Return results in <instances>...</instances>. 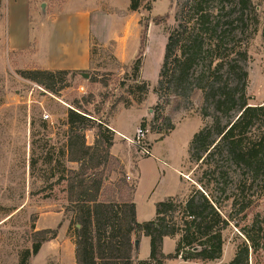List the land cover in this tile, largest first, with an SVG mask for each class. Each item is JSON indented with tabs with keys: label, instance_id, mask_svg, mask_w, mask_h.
<instances>
[{
	"label": "trees",
	"instance_id": "obj_1",
	"mask_svg": "<svg viewBox=\"0 0 264 264\" xmlns=\"http://www.w3.org/2000/svg\"><path fill=\"white\" fill-rule=\"evenodd\" d=\"M213 1L216 0H188L181 6L177 25L168 31L155 89L159 98L167 92L168 101H189L199 92L201 114L211 119L194 134L189 145L190 161L197 168L187 196L157 203L156 217L139 223L133 201L136 185L127 181L123 171L119 185L128 188L125 199L102 200L104 193L112 190L108 187L112 180L107 167L111 160H119L111 154L115 133L78 101L68 110L66 129L55 143L50 137L32 141V175L42 161L46 167L44 179L55 180L40 192L66 186L65 212L75 225L76 264H166L177 259L215 262L223 255L224 231L231 219L243 214L264 194V104L250 103L249 41H244L251 16L256 15L254 0H234L231 4L217 0L219 7L212 10L208 4ZM140 7V0H131L132 11ZM2 9L0 0V18ZM254 26L250 38L257 33ZM145 37L146 28L140 50L146 47ZM138 55L130 66H125L131 69L130 80L140 83L136 87L143 94L139 100L142 102L150 84L141 78L143 57ZM86 72L29 70L23 76L57 96L69 86V78L73 80ZM97 81L95 77L89 80ZM141 126H146L144 120ZM38 128L33 136L47 130V124L39 120ZM170 130L174 127H168ZM87 131H95L93 145L87 143ZM158 133L159 141L169 135ZM73 164L77 167L68 166ZM229 204L232 212L227 215ZM57 234V230L34 232L33 246L24 251L20 264H29L32 255H37L43 244L56 239ZM142 235L150 238L147 260L134 256L135 242ZM167 237L177 240L174 254L163 252ZM229 264H248V249H239Z\"/></svg>",
	"mask_w": 264,
	"mask_h": 264
},
{
	"label": "rangeland",
	"instance_id": "obj_2",
	"mask_svg": "<svg viewBox=\"0 0 264 264\" xmlns=\"http://www.w3.org/2000/svg\"><path fill=\"white\" fill-rule=\"evenodd\" d=\"M117 1L124 3V0ZM140 1L141 7L137 12L128 8L120 11L119 17L127 22L124 40L131 38L132 31L136 29L140 32L141 41L146 28V47L140 50L139 44V55L136 54V57H143L144 81L150 84V91L142 102L139 100L143 94L136 87L140 83L130 80L131 69L128 66L133 61L127 67L120 63L115 57L114 42L104 45L94 40L93 66L86 72L89 79H84L81 74L73 80L69 78V86L57 96L24 78L23 72L32 69L31 47L26 52H20L12 51L9 46L22 49L26 36L24 25L29 21V0H3L0 18V264H20L24 251L33 246V233L43 230H57V238L43 244L40 252L32 255L29 264H76L75 225L71 215L65 212L68 204L64 191L66 186H56L53 192H40L55 180L44 179L43 170L46 167L42 161L33 175L31 171L32 141L50 137L55 143L66 129L68 110L76 101L85 111L107 124L119 108L138 109L143 105L144 110L155 112L153 120L144 119L150 130L146 138L151 149L150 157L142 155L132 144L126 143L117 148L125 153L130 163L131 180L127 181L136 185L139 176L135 196L137 203L152 212V217L154 203L164 200L168 194H175V190L182 187L178 171L187 173L186 184L192 190L197 165L190 161L189 145L193 135L211 123V119H205L201 114L202 97L199 92L189 101L175 98L168 101L167 92H163L161 98L155 93L168 31L177 25V15L188 0ZM233 1L226 0L225 3ZM254 5L256 15L252 14L244 37V41H249L247 93L250 103L264 104V0H254ZM208 6L213 10L219 7V3L216 0ZM30 22L33 31L38 25V17L32 14ZM254 25L257 33L250 38ZM150 26L157 28L152 30L148 49ZM103 32L106 33L105 27ZM91 77L99 82L90 83ZM104 83L108 85L104 86ZM141 114L138 110L122 112L119 116L122 131L132 133L137 130ZM45 115L49 118L45 119ZM39 120L47 124V130L33 136V132L39 131ZM171 126L174 130L168 131ZM158 132L173 133L159 141L161 134ZM90 135L86 133L87 143L92 139ZM68 166L77 167L74 164ZM123 171L125 167L120 160H111L106 173L111 174L112 182L108 187L112 190L105 192L102 200L125 199L128 188L119 185ZM231 212L229 204L226 214ZM224 237L222 257L207 264H229L239 249L246 248L248 264H264V194L243 214L231 219ZM178 264L194 263L181 261Z\"/></svg>",
	"mask_w": 264,
	"mask_h": 264
},
{
	"label": "crops",
	"instance_id": "obj_3",
	"mask_svg": "<svg viewBox=\"0 0 264 264\" xmlns=\"http://www.w3.org/2000/svg\"><path fill=\"white\" fill-rule=\"evenodd\" d=\"M29 4V21L27 25H24L26 36L24 37L22 49L18 50L16 46H9V48L12 51L26 52L31 47L29 51L31 54L32 69L30 70L89 71L93 66L92 49L94 40L104 45L108 42H114L115 57L123 65H129L138 53L140 32L134 29L131 33L132 37L124 40L127 22L126 19L123 20L119 17L120 11H126L130 8V0H124V3H118L117 0H29ZM137 11L132 12L135 13ZM32 14L38 17V25H36L33 31L30 22ZM104 27L106 33L103 32ZM153 28L157 27L151 28L150 26L149 28L148 49L150 48L152 40ZM141 78L145 80L143 77V66ZM153 99L157 100V97L154 95ZM131 110L142 112L139 116L137 127L141 126L145 118L147 120L152 119V116H149L151 110L148 112L143 109V105H140L138 109L119 108L108 121V127L115 133V141L111 148V154L124 164L125 172L127 177H130V180L132 172L129 160L125 153L117 148L126 143L132 144V140L135 137L137 130L132 133H124L119 124V116L121 113ZM86 133L92 135H90L92 139L88 144L93 145L96 139L95 132L87 131ZM172 133L166 138L170 137ZM178 174L181 178L182 187L175 190V194H168L164 200L170 197H185L189 194L190 188L185 180L187 173L178 171ZM138 184L139 176L133 196V201L136 205V219L139 223L151 221L156 217V204L159 202L154 203V216L152 217V212L147 211L144 205L140 207L137 203L135 196ZM147 215L148 217H146ZM139 241V249L134 256L139 260H147L151 252L150 238L142 235ZM176 242V239L168 237L164 239L163 252L165 255L174 254ZM181 261L183 260H169L166 264H175V262L178 264Z\"/></svg>",
	"mask_w": 264,
	"mask_h": 264
},
{
	"label": "built area",
	"instance_id": "obj_4",
	"mask_svg": "<svg viewBox=\"0 0 264 264\" xmlns=\"http://www.w3.org/2000/svg\"><path fill=\"white\" fill-rule=\"evenodd\" d=\"M81 90H84V87H81ZM149 116H152L153 118V113L150 114ZM49 115H45V119H48ZM150 132L149 128L147 126H139L134 139L132 140V144L135 145L139 152L144 155L145 157L151 156V149L148 147L146 143V138L148 133ZM128 180H130V177H127Z\"/></svg>",
	"mask_w": 264,
	"mask_h": 264
},
{
	"label": "water",
	"instance_id": "obj_5",
	"mask_svg": "<svg viewBox=\"0 0 264 264\" xmlns=\"http://www.w3.org/2000/svg\"><path fill=\"white\" fill-rule=\"evenodd\" d=\"M81 76H82L84 79H89V74H88V73H82ZM151 113H153V110H151ZM139 244H140V241L137 240V241L135 242V250H136L135 253L138 252Z\"/></svg>",
	"mask_w": 264,
	"mask_h": 264
}]
</instances>
